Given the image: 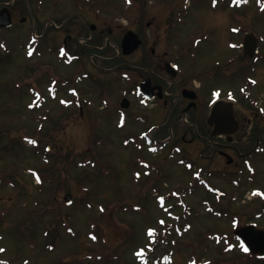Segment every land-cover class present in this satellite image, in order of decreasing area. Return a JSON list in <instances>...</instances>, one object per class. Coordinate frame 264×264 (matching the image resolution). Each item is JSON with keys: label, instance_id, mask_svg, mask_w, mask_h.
<instances>
[{"label": "rangeland", "instance_id": "374dc122", "mask_svg": "<svg viewBox=\"0 0 264 264\" xmlns=\"http://www.w3.org/2000/svg\"><path fill=\"white\" fill-rule=\"evenodd\" d=\"M137 1L20 0L26 23H19V15L14 27L0 33V264H161L169 249L170 264H264V259L250 263L233 234L249 222L264 227V0L248 5L244 0L240 5L238 0H142L140 6ZM140 20L146 45L156 29L157 52L167 53L166 59L181 52L178 63L186 75H202L237 55L234 75L216 68L207 80L195 79L206 84L207 100L216 87L219 95L233 93L239 102L238 86L250 83L241 74L247 59L238 56L239 43L246 30L260 37L262 58L254 64L256 83L249 88L258 113L235 104L247 118L241 151L254 145L256 135L259 139L248 166L235 155L238 165L228 164L205 139L188 143L192 134L180 117L172 123L170 108L140 107L130 94L138 80L137 54L122 59L118 52L123 32L136 31ZM147 22L152 27H145ZM31 30L41 37L38 44L30 42ZM65 40L62 56L69 60L68 53L75 52L83 65L78 60L65 65L56 56V46ZM34 46L42 52L26 58ZM74 80L81 92L85 88L83 100L77 90L68 94ZM41 93L51 99L30 109ZM123 97L130 106L120 110ZM202 114L204 132L206 107ZM170 128L175 139L155 141ZM184 131L187 143L177 140ZM189 161L196 172L203 166L205 183L188 168ZM184 187L193 189L181 197ZM249 190L258 197L248 200ZM177 216L182 226L176 229L170 224ZM164 236L168 242L160 240Z\"/></svg>", "mask_w": 264, "mask_h": 264}, {"label": "flooded vegetation", "instance_id": "af4514ba", "mask_svg": "<svg viewBox=\"0 0 264 264\" xmlns=\"http://www.w3.org/2000/svg\"><path fill=\"white\" fill-rule=\"evenodd\" d=\"M19 1L20 0H0V9L7 6L9 10L12 26L16 23L19 15V23L25 22L26 17L23 15L24 10ZM140 23H142V20H140ZM146 26L148 28L152 27V22H147ZM138 29L140 30L139 27ZM153 32L155 33V36L152 38V43H150V45H146L147 37L145 32L143 35L139 34L142 39V43L133 53V55L137 54V58L135 57L137 65L134 66L138 72L136 87L138 88L139 85L142 84L143 92L146 91L147 94L152 95V103L154 105L158 104L160 106H164V108H170V111H174L175 109L177 113L174 115V119L172 121L173 124L176 122L175 119H177L179 115H186V120L182 121L180 124L189 132L184 131L180 136L181 138L177 139L178 141H182L184 143H187L188 141V143H192L195 140H200L199 137L201 138L203 136L201 131L203 129L202 121L204 120L202 114L203 109L206 107L207 112H209L208 100L205 99V94L208 91L206 84L203 83L202 85L200 82L197 84L195 81V79H197L195 73L186 75L183 71V76L181 78L178 77L181 76L180 73L175 76L169 75L166 69V62L171 59H166L164 57L167 53L160 54L157 52L156 38L158 35L156 29H154ZM138 55L140 57H138ZM174 62L179 65V60H175ZM214 67L215 68L211 70L216 72L215 69H219V67L215 65ZM138 92L142 95L141 90H138ZM241 114L243 113H237L236 115V118L239 121V128L238 131L232 135L231 139H229L227 135L223 137L212 136L208 138V145L215 147L214 152L224 157L228 164L233 163L232 165L234 166L238 165V161L235 157H232V155L242 158L245 157L251 150L249 149L244 152L241 151V140L243 139L245 141V135L248 134V132H245L247 123L246 115ZM165 122L166 123L164 124L167 125L168 121ZM205 124V131L210 134L211 127L207 125L206 118ZM186 132L192 134V139H185L184 133ZM257 140L258 135L254 145L259 142V140L258 142ZM245 142H247V140Z\"/></svg>", "mask_w": 264, "mask_h": 264}, {"label": "water", "instance_id": "95a60500", "mask_svg": "<svg viewBox=\"0 0 264 264\" xmlns=\"http://www.w3.org/2000/svg\"><path fill=\"white\" fill-rule=\"evenodd\" d=\"M8 13H0V25H9ZM3 20L7 22H3ZM251 34H247L245 37V46L250 41ZM139 43L137 35L132 31H127L122 39L121 47L124 53H130ZM247 51L250 50L247 48ZM208 122L211 125H215L214 133L218 132H233L236 128V124L233 121L232 105L229 102L219 101L211 110V114L208 117ZM70 197H66L68 202ZM235 233L239 235L245 242L249 251L257 254L264 255V229H256L254 225L240 226L235 230Z\"/></svg>", "mask_w": 264, "mask_h": 264}, {"label": "snow or ice", "instance_id": "6c2138e0", "mask_svg": "<svg viewBox=\"0 0 264 264\" xmlns=\"http://www.w3.org/2000/svg\"><path fill=\"white\" fill-rule=\"evenodd\" d=\"M151 234V233H150ZM245 250H247V249H245Z\"/></svg>", "mask_w": 264, "mask_h": 264}]
</instances>
